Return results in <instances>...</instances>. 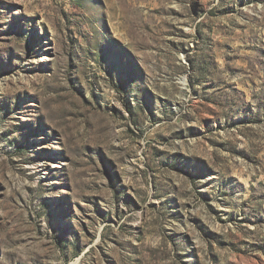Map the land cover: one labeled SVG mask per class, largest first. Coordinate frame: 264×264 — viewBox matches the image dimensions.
Wrapping results in <instances>:
<instances>
[{
	"label": "rangeland",
	"instance_id": "obj_1",
	"mask_svg": "<svg viewBox=\"0 0 264 264\" xmlns=\"http://www.w3.org/2000/svg\"><path fill=\"white\" fill-rule=\"evenodd\" d=\"M0 264H264V0H0Z\"/></svg>",
	"mask_w": 264,
	"mask_h": 264
}]
</instances>
